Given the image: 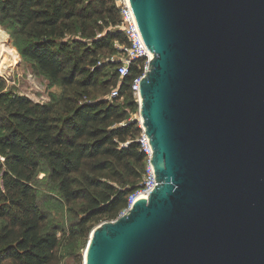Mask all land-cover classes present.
<instances>
[{
  "label": "water",
  "instance_id": "1",
  "mask_svg": "<svg viewBox=\"0 0 264 264\" xmlns=\"http://www.w3.org/2000/svg\"><path fill=\"white\" fill-rule=\"evenodd\" d=\"M156 179L84 264H264V0H129Z\"/></svg>",
  "mask_w": 264,
  "mask_h": 264
},
{
  "label": "trees",
  "instance_id": "2",
  "mask_svg": "<svg viewBox=\"0 0 264 264\" xmlns=\"http://www.w3.org/2000/svg\"><path fill=\"white\" fill-rule=\"evenodd\" d=\"M0 16L21 57L63 87L51 104L0 90V264H61L142 184L147 157L131 83L143 61L119 78L102 59L128 43L113 0H0ZM41 163L72 218L66 235L39 204Z\"/></svg>",
  "mask_w": 264,
  "mask_h": 264
},
{
  "label": "rangeland",
  "instance_id": "3",
  "mask_svg": "<svg viewBox=\"0 0 264 264\" xmlns=\"http://www.w3.org/2000/svg\"><path fill=\"white\" fill-rule=\"evenodd\" d=\"M1 19L0 16V30L7 35L8 45L15 51L16 57H13L12 61H9L0 72V90L15 91L21 95H25L32 100V102L38 104L53 103L61 95L63 87L35 70L28 60L21 57L11 38V30ZM105 57H108V55ZM105 57L102 59L105 60ZM112 57H118V55L113 54ZM2 84L3 87L1 88ZM96 94L100 95L99 92H96ZM0 112L4 114L3 107H0ZM136 116L137 113L134 117ZM35 188L39 204L47 216L48 223L61 227L64 229L63 232H65L66 235L71 227L72 218L69 216L67 209L60 200L55 186L48 179V169L44 163H41L40 169L36 175ZM99 224L94 225L93 228L97 227ZM58 234L60 235L61 231H59ZM86 245L76 253H65L61 264H84Z\"/></svg>",
  "mask_w": 264,
  "mask_h": 264
},
{
  "label": "built area",
  "instance_id": "4",
  "mask_svg": "<svg viewBox=\"0 0 264 264\" xmlns=\"http://www.w3.org/2000/svg\"><path fill=\"white\" fill-rule=\"evenodd\" d=\"M115 5L119 8L120 24L119 29L124 32L127 38V45L119 46L115 43V46L122 49V52L118 57H112V55L106 57L105 61H110L116 65L115 73L119 78L124 77L128 73L129 64L135 59H141L143 61L142 73L133 79L131 83V91L133 100L138 104V112L135 117L138 120L139 127L141 128V134L138 137V141L141 145V149L146 154L147 163L145 167V174L141 186L128 196V206L131 207L133 202L140 197H148L149 192L155 187L156 179L153 171V165L150 162L152 150L149 144L148 137L146 136L143 127L141 126V120L139 116V83L146 71L149 69V62L153 55L145 45L141 36L139 26L137 25L132 10L129 5V0H113ZM100 64V62H99ZM118 95V89L115 87L111 89L110 93L106 95V98L113 99ZM126 208V209H127Z\"/></svg>",
  "mask_w": 264,
  "mask_h": 264
},
{
  "label": "bare ground",
  "instance_id": "5",
  "mask_svg": "<svg viewBox=\"0 0 264 264\" xmlns=\"http://www.w3.org/2000/svg\"><path fill=\"white\" fill-rule=\"evenodd\" d=\"M16 57L15 51L11 49L7 42V35L0 30V72L9 61Z\"/></svg>",
  "mask_w": 264,
  "mask_h": 264
}]
</instances>
